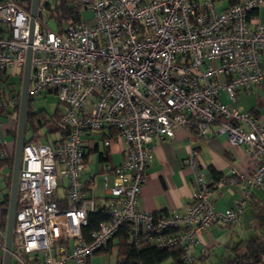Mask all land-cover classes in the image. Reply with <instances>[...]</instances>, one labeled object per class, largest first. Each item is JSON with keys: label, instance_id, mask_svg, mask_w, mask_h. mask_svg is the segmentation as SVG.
Masks as SVG:
<instances>
[{"label": "built area", "instance_id": "built-area-1", "mask_svg": "<svg viewBox=\"0 0 264 264\" xmlns=\"http://www.w3.org/2000/svg\"><path fill=\"white\" fill-rule=\"evenodd\" d=\"M50 1L38 2L28 94L56 97L58 123L48 128L59 136L24 143L11 261L85 264L127 226L131 245L180 247L183 263L196 264L193 249L202 234L213 224H237L250 192L264 184V120L233 105L240 91L264 86L258 14L264 0H80V19L62 32L49 28ZM29 24L30 6L0 0L1 71L23 75ZM8 91L0 88V108L18 102ZM214 125L232 146L247 147L252 170L232 168L209 185L199 150L191 148L184 161L194 181L187 208L142 210L155 142L180 128L205 139ZM100 132L105 137L92 136ZM114 140L125 145L124 156L110 165ZM90 150L102 156L101 197L93 193L94 177L83 179ZM225 184L245 185V195L218 210L209 196ZM5 208L0 194V220ZM93 211L108 219L87 239L83 229ZM5 238L0 227L3 252Z\"/></svg>", "mask_w": 264, "mask_h": 264}, {"label": "crops", "instance_id": "crops-1", "mask_svg": "<svg viewBox=\"0 0 264 264\" xmlns=\"http://www.w3.org/2000/svg\"><path fill=\"white\" fill-rule=\"evenodd\" d=\"M258 14L260 20L264 21L261 10ZM261 58L264 64V52ZM21 84L22 80L19 85ZM0 88L9 90L4 80L0 81ZM20 90L8 91L18 99L15 105L0 108V194L3 202L7 196H10L11 191L18 127L16 106L19 104ZM49 95L43 96L48 97ZM222 100L230 101L226 94H222ZM233 105L239 110L249 111L264 120V86H254L249 91H240ZM212 130L211 135L203 139L192 135L186 128H180L176 130L174 137L155 142L153 157L148 165L147 178L142 186L139 199V206L142 210L156 213L180 211L187 208L191 202L194 181L184 161L191 148L199 150L204 178L209 185L216 182L218 175H231L232 168L245 172L252 170V160L247 147L245 145L232 146L227 134L219 132L216 125ZM49 131L54 130L49 128ZM26 133L25 142L34 140V137L27 139ZM105 135L100 132L92 136L103 138ZM124 148V144L114 140L109 148L110 155L106 162L110 165L119 164L124 156ZM94 155L99 165L102 161L99 150L89 151V163L83 174L84 181H87L90 176L95 179V174L87 171ZM97 189L95 187L93 193L101 197L104 191L100 189L99 191H103V194H98ZM245 190V185L225 184L214 188L209 197L215 201L218 210H224L234 206L235 202L245 195ZM260 214H264V184L250 192L246 207L237 224L233 226L213 224L202 234L201 241L193 249L196 264H227L236 253L244 251L247 242L254 241L258 237L264 238V224L262 225L258 218ZM3 254L4 252L0 249V257H3ZM118 254L119 245L117 238L114 237L109 252H98L90 256L85 264H118ZM57 257L58 255H55L56 259ZM66 264L78 263L69 260ZM162 264L177 263L170 258Z\"/></svg>", "mask_w": 264, "mask_h": 264}, {"label": "trees", "instance_id": "trees-1", "mask_svg": "<svg viewBox=\"0 0 264 264\" xmlns=\"http://www.w3.org/2000/svg\"><path fill=\"white\" fill-rule=\"evenodd\" d=\"M21 4L31 6V0H16ZM50 19H54L58 32H62L65 26L80 19V0H51L49 5ZM20 82L22 76L20 75ZM33 98H29L26 132L28 129H33L37 132L42 126L48 125L50 122L58 123L59 111H55L54 115L47 117L42 111H36L32 108L31 102ZM16 109H19L18 105ZM18 111V110H17ZM34 138H37L35 136ZM30 141V140H29ZM222 176V175H218ZM217 177V178H218ZM5 210L1 215L0 227L5 229L7 220V207L9 205V197L4 201ZM261 224H264V214L258 216ZM108 219V216L97 211L89 213V224L84 227V237L89 239V233L98 228L99 223ZM117 238L119 245L118 264H162L165 260L172 258L177 264L183 263V250L180 247L157 248L147 245L137 248L128 242L127 226L120 228L119 232L114 236ZM112 238L108 246L99 251V253L109 252L113 245ZM248 261V263H244ZM11 264H14L12 261ZM225 264V263H224ZM227 264H264V238L258 237L254 241H249L245 244L244 251L236 253L235 257Z\"/></svg>", "mask_w": 264, "mask_h": 264}, {"label": "water", "instance_id": "water-1", "mask_svg": "<svg viewBox=\"0 0 264 264\" xmlns=\"http://www.w3.org/2000/svg\"><path fill=\"white\" fill-rule=\"evenodd\" d=\"M38 2L39 0H31V6H30L29 47L26 53V61L22 75V84L20 90V107H19V116H18L16 149H15L13 176H12L11 191L9 196L7 221H6L5 251L3 254L2 264H11L13 229L15 223L16 210H17V199H18V181H19V173L22 162V150L25 143L26 121H27V111H28V103H29L28 89L30 85L31 60H32L31 44L33 40ZM244 263H248V261H245Z\"/></svg>", "mask_w": 264, "mask_h": 264}, {"label": "rangeland", "instance_id": "rangeland-1", "mask_svg": "<svg viewBox=\"0 0 264 264\" xmlns=\"http://www.w3.org/2000/svg\"><path fill=\"white\" fill-rule=\"evenodd\" d=\"M261 11L264 15V8H262ZM82 15H83V18L89 19L92 17V12L89 10H86L83 12ZM49 28H51L54 31L58 30L57 24L54 19H50ZM3 80L5 81L7 88L9 90L21 89V85H19L20 77L13 75L12 72L0 70V81H3ZM19 98H20V94H19ZM31 106L36 111H42L48 118L53 116L57 109L60 110L59 103L56 97L52 94H50L48 97L42 96V97L35 98L31 102ZM18 107H20V99H19ZM17 110H18V116H19V109ZM53 123L56 125L55 122ZM50 126L51 128H53L52 124ZM35 136H37L36 139L34 138L36 141L38 140V141L46 143V142L53 140L54 138H57L59 136V133L57 131L50 132L48 125L42 126L37 132H35L33 129L27 130V133H26L27 139L33 138ZM99 148L100 150L102 149L101 144ZM95 157H96L95 155L92 156L91 163L89 164V169L87 171L88 172L90 171V173L95 174L94 182L96 184V187L98 188L97 193L103 194V191H99L100 189H102L101 187L103 184V175L99 173V164L97 162V158ZM111 182H112V178L110 177L109 183Z\"/></svg>", "mask_w": 264, "mask_h": 264}]
</instances>
